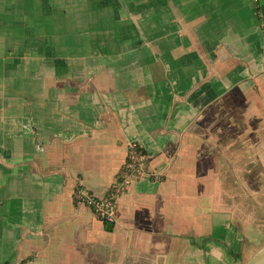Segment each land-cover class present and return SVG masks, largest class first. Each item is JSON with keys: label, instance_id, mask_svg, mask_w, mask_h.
<instances>
[{"label": "crops", "instance_id": "obj_1", "mask_svg": "<svg viewBox=\"0 0 264 264\" xmlns=\"http://www.w3.org/2000/svg\"><path fill=\"white\" fill-rule=\"evenodd\" d=\"M130 144L148 174L116 222ZM264 246V0H0V264H246Z\"/></svg>", "mask_w": 264, "mask_h": 264}, {"label": "built area", "instance_id": "obj_2", "mask_svg": "<svg viewBox=\"0 0 264 264\" xmlns=\"http://www.w3.org/2000/svg\"><path fill=\"white\" fill-rule=\"evenodd\" d=\"M147 154L136 144L128 146L126 163L104 198H96L88 195L83 189L76 192V202L92 208L93 213L102 222L114 224L118 199L127 194L135 181L148 174Z\"/></svg>", "mask_w": 264, "mask_h": 264}, {"label": "water", "instance_id": "obj_3", "mask_svg": "<svg viewBox=\"0 0 264 264\" xmlns=\"http://www.w3.org/2000/svg\"><path fill=\"white\" fill-rule=\"evenodd\" d=\"M112 227L113 225L109 224L108 228ZM246 264H264V246Z\"/></svg>", "mask_w": 264, "mask_h": 264}]
</instances>
